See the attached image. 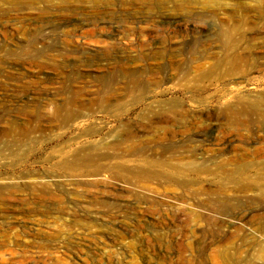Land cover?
I'll return each mask as SVG.
<instances>
[{
	"label": "rangeland",
	"instance_id": "374dc122",
	"mask_svg": "<svg viewBox=\"0 0 264 264\" xmlns=\"http://www.w3.org/2000/svg\"><path fill=\"white\" fill-rule=\"evenodd\" d=\"M25 1L0 0V264H264V123L224 111L264 95V0ZM144 159L210 171L115 172ZM240 164L257 190L225 180Z\"/></svg>",
	"mask_w": 264,
	"mask_h": 264
},
{
	"label": "bare ground",
	"instance_id": "6f19581e",
	"mask_svg": "<svg viewBox=\"0 0 264 264\" xmlns=\"http://www.w3.org/2000/svg\"><path fill=\"white\" fill-rule=\"evenodd\" d=\"M64 1L65 0H60V3L64 2ZM13 3H14V5L17 4L16 2H13ZM24 3L26 4V6H29L31 4V2L28 1V0H26ZM217 38H218L219 42H221L224 45H228L230 47V49L233 50L232 51V54H231V57L227 60V64L229 65V69L231 71H235V70L239 69V66L236 63V58H237L236 56H238V55L236 53V45H234L235 43H234V39L232 37V33L230 31H227V29L221 28L217 32ZM27 50H28V48H27ZM38 54H40V53H38ZM129 77H131V76H129ZM132 78H131V80H132ZM67 95H69V94L67 93ZM71 97H73V96H71ZM72 101L70 100V102L68 101L67 103H64V104H60V103L57 104L58 103L57 102L56 103L57 105L55 106V111L54 112L58 114L59 111L63 110L66 113V115L64 114L65 117H68L69 118V116L71 115V113H73V111L71 110V108H69V111H66L64 109L68 105H70L72 103ZM75 103H77V102L75 101ZM199 103H205V102H201L200 101V102H198V104ZM175 106L179 107L180 105H178V104H170V103L167 104V103H165V104H160L159 107H161L163 109H173ZM203 107H204L205 114L208 115V112H209V110L211 108H209L208 105H204ZM224 111L226 113L228 123L231 124V126H233V125H240L241 124V121L240 120H242L245 117L246 114H251L260 123H264V95H260V99L259 100H255V101H252V102H250V101L249 102H244V101H242V99H237L234 103L229 104L226 107H224ZM191 112L192 113H195L192 109H191ZM76 115H77V112H76ZM59 119H62V118H59ZM69 120H70V118H69ZM65 121H67V119ZM61 122H63V120ZM7 128H8V126H7ZM132 134H133L132 132H129V134H127L126 138L127 137H131ZM76 156H78V155H76ZM69 157H71V156H69ZM78 159H79V157H78ZM73 160H74V158H73ZM70 161L71 160L69 158V160H66L65 162H63L64 163L63 165H64L65 168L72 169V170L77 169L78 167H75V166H79L81 164V162H82V161L81 162L77 161V162L80 163L79 164V163H77L75 161H71V162ZM83 161H87V160L84 159ZM233 167L234 168L233 169H230L231 171L230 172L228 171L226 173V175H225V180H227V182H230L231 184H233V187L238 188L239 191L248 192V191H255V190H257L256 188H253V185L250 182H248L245 177H243L244 174H246L244 172L245 171V168L244 167H246L245 165L240 164V165H236V166H233ZM220 169L223 170V171H226L227 170V167H226V165H224V166L221 165ZM93 171L98 172L100 170H98V168H97V169H94ZM208 171H210V170L205 169V165H203L201 163H198L195 159H189L187 161L178 160L176 162H169V161H165V160L164 161H161V160H148V159H144L142 166L136 167L134 170H131V171L125 169L122 166V164H120V165L118 164V165L115 166V172H117L118 174H121L123 176L127 175L131 180H133L135 182L146 181L148 183L149 182L155 183V181H156L157 182V185H160V186L170 185V186H176V187H179V188H182V189H183V187L185 189L186 187L194 186V185L197 184L196 183V180L189 181V180L185 179L184 174L187 175L188 172L189 173H192V174H194V173H202V172H206L207 173ZM254 182H255V180H254ZM42 184H43V181H42ZM46 187H47V185H46ZM197 187H199L198 190L200 192H204L205 194H207L208 191H210L209 190L210 188L209 187L208 188L205 187L204 184H200V186H197ZM1 194H2V192L0 190V195ZM246 217H248L247 214H238V215L234 216L231 219H225V218H219V217L218 218L217 217L216 218L213 217V218L216 219L217 221L218 220H228V221L229 220H231V221L232 220L233 221L234 220H238V221H240V220H242V219H244ZM176 218L179 219L180 217L176 216ZM209 218H212V217H210V216H208L207 214H204V213L202 214V213H196L195 211H192V216H191L190 219H192L194 221H201L202 219L207 220ZM259 255H260V257L264 258V249L259 252Z\"/></svg>",
	"mask_w": 264,
	"mask_h": 264
}]
</instances>
